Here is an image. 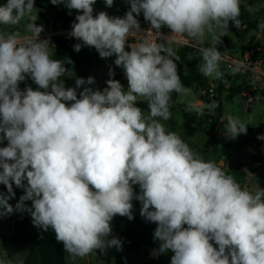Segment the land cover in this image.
<instances>
[{
	"label": "clouds",
	"instance_id": "9594fccd",
	"mask_svg": "<svg viewBox=\"0 0 264 264\" xmlns=\"http://www.w3.org/2000/svg\"><path fill=\"white\" fill-rule=\"evenodd\" d=\"M50 3L77 13L70 36L82 43L74 51L88 46L101 58L115 56L128 88L111 78V70L103 90L86 86L95 83L91 76L66 87L60 78L73 62L53 59L50 40L40 39L44 28L35 23V0L0 5V26L28 17L31 33L21 37L0 30V142L7 141L0 147V184L8 193H0V217L29 212L33 225L43 232L52 229L75 260L97 250H122L111 222L117 215L134 219L132 201L138 200L141 216L156 224L157 253H174L170 264H264V188H242L220 163L204 160L162 123L171 119L172 94L191 92L181 81L180 57L171 42L210 36V45L199 50V71L221 79L217 46L230 25L241 28L242 0H127L123 18L106 11L94 15L96 0ZM104 3L111 8L114 0ZM255 10H264V0ZM141 14L146 30L137 19ZM257 27L264 32V21ZM163 28L170 30L168 43H129L145 31L163 36ZM28 79L37 87L21 89ZM217 106L197 100L189 107L203 114ZM226 121L227 137L247 134L240 119L229 115ZM257 138L264 140V134ZM13 184L24 190L15 209L9 203ZM0 264L13 262L0 259Z\"/></svg>",
	"mask_w": 264,
	"mask_h": 264
},
{
	"label": "rangeland",
	"instance_id": "374dc122",
	"mask_svg": "<svg viewBox=\"0 0 264 264\" xmlns=\"http://www.w3.org/2000/svg\"><path fill=\"white\" fill-rule=\"evenodd\" d=\"M255 4L258 6L259 3L257 0L254 1ZM104 4V0H96V5ZM257 6H254L253 14L259 18L261 21H264V10H255ZM130 5L127 3V0H114V4L109 11H111L110 16L116 17V14L125 15L126 11L129 9ZM35 11L33 15L37 17L35 23L39 26L42 25L44 31L51 30V26L46 22L45 18L40 14V11L37 7H35ZM114 12H117L114 14ZM140 24L143 26L148 25L147 22L144 21L143 15L137 17ZM30 22L28 17L23 18L19 24L15 26H0V30L4 31L7 29H19L20 34L22 35L30 33L27 30L26 25ZM259 33H255L254 31L250 32L249 35L242 40L236 32L228 31V35L223 36L226 39V42L222 41L221 45L224 49V54L226 56H230L233 58L241 57L242 54V46H245L249 41H251L250 48L252 46H259L264 50V32L260 35ZM255 35L253 40H250V36ZM209 41L211 42V37L209 36ZM168 43V41L166 42ZM170 46L173 50H176L177 45L174 42H171ZM224 70L226 74H231V71L227 68L226 64L221 60L220 62V70ZM205 77V76H204ZM207 81L210 83L211 81L215 80L214 78L205 77ZM128 82V81H127ZM122 84V83H121ZM124 89L127 90L128 83L122 84ZM104 84L101 80L96 82L95 89L103 90ZM264 82L261 84V87L264 89ZM143 99L138 97V100ZM197 100L203 101L205 104H209L214 102V97L209 96L206 93H195L191 90V92L184 96L182 94H178L176 98L175 108L171 110L172 116L171 119L167 121H162L165 125L167 131H174L176 132L188 145L189 147L196 153H198L203 159L208 161H218L219 154L221 150L218 146L211 143L208 138L207 128L211 126H216L214 131L217 135L226 136L225 135V124L227 123L226 118L227 116L231 115L242 122L248 125L247 134H240L237 138L232 139V143L235 145L243 140H247L248 138L252 137L255 133V130H258L262 126H264V101L261 99V102H255L254 104H247V101L241 94L234 95L231 99H229L224 107L223 115H218L217 113H209L207 109L204 110L203 114L198 113L192 110L189 106L196 103ZM137 106L140 107L143 111L148 110V106L146 102H137ZM147 115V112H145ZM229 138V137H228ZM258 144H264V140L259 139L257 141ZM228 146L225 147L226 155L231 154L232 158L234 156H247L249 155L248 151L245 149H238L233 152L234 148ZM7 145V141L4 140L0 142V147H4ZM245 150V151H244ZM264 155V154H261ZM219 163V162H218ZM255 181V180H254ZM248 185H251V182L248 181ZM134 191L138 194L140 189L138 185H134ZM1 193V192H0ZM20 197L13 198L11 202H9L13 208L15 209V205L19 201ZM133 216L134 219L129 220L127 217L122 216H115L111 222L112 227L115 228V236L116 232H119L118 237L123 241L124 248L126 245L134 244L138 240V235L132 228H139L140 229V237H143L140 240L139 245H154L156 248L151 253H145L144 255H152L157 252L159 248V241L153 239L154 230L156 228V224L147 222L140 214V209L142 207L141 202L138 200H133ZM25 204L30 207L31 201H25ZM14 225H25L27 226L33 233L35 227L32 223V217L29 212L27 211H14L12 214L5 215L0 217V259L11 260L13 264H22L24 258V252L20 250L17 246L5 242L1 239V235L4 236H12L14 233ZM129 227H131L129 229ZM38 228V227H36ZM36 232V231H35ZM124 232V233H123ZM35 234V233H34ZM168 252V251H167ZM165 253H160V256L163 258ZM96 252L94 251L90 254L92 261L95 260ZM79 263H83L87 256L84 258H78Z\"/></svg>",
	"mask_w": 264,
	"mask_h": 264
},
{
	"label": "trees",
	"instance_id": "16d2710c",
	"mask_svg": "<svg viewBox=\"0 0 264 264\" xmlns=\"http://www.w3.org/2000/svg\"><path fill=\"white\" fill-rule=\"evenodd\" d=\"M260 4L261 0H257ZM6 3V0H0V5ZM35 5L39 8L40 14L44 18H48L51 21V26L53 29H61L65 31H71V25L75 22V17L77 13L72 11L71 14L69 9H67L63 4L53 5L50 0H35ZM94 9V15L98 14ZM241 20L242 25L239 30L229 26L230 32H236L238 36L244 40L250 32L262 33L258 29L257 25L260 23L258 18H256L252 11H248L247 7H241ZM255 35L250 36V40H253ZM55 44V51L53 53V59H59L66 61L70 58L73 62L72 64H67V73L60 79L64 80L66 87H74L75 79L77 77H82L87 79L89 76L94 77L95 83L93 85H86L95 89L96 82L101 80L104 84V88L107 86L106 81L110 78V70L114 73L111 78L117 79L122 84H127V78L124 74L123 69L117 67L114 64L115 56L109 58H101L99 53L94 47L82 46L81 51H74V45L77 43H82L81 41L70 36V32L55 35L51 38ZM210 44H203L197 46H191L186 44H179L176 48L175 53L180 57L177 61L179 74L183 85L190 88L195 93H206L209 94V89L211 84L215 85L216 96H214L215 102L218 106L212 111L218 115H223L224 107L226 102L231 99L236 94H241L246 87V82L243 77L235 74H226L224 70L223 77L221 79H215L210 83L207 79L200 73L198 65L202 64V58L200 54V49L203 47H208ZM251 41H249L245 46H242V52H246L250 49ZM221 51V55H224V49L222 45L217 46ZM191 56V59L189 58ZM225 63V62H224ZM226 64V63H225ZM31 85L33 88L37 86L30 80H26L20 84V88L24 89L26 86ZM82 90V89H81ZM263 101H264V89L261 90ZM177 93L172 94V107L171 110L175 108ZM210 96V94H209ZM214 127L211 126L207 128V134L209 136V141L219 147L232 146V139L227 136L217 135L214 131ZM264 133V126L256 131V135H261ZM248 140L242 141L241 144H245ZM26 183V181H25ZM13 191L15 192V197H20L24 194L22 188H17L13 184ZM0 192L4 194L7 193V188L5 185L0 184ZM112 235L115 236V228L112 227ZM1 239L5 242H9L17 246L20 250L24 252V258L22 264H41L40 251H39V239L27 226L17 225L14 228V233L10 238H7L3 234ZM171 251V250H170ZM97 258L106 264L111 263L113 258V248H109L104 252L99 250L95 251ZM174 253L171 251V256L169 258V263L171 257ZM69 256V254H68ZM70 264H77L76 259L73 260L69 256Z\"/></svg>",
	"mask_w": 264,
	"mask_h": 264
},
{
	"label": "crops",
	"instance_id": "0c3cea01",
	"mask_svg": "<svg viewBox=\"0 0 264 264\" xmlns=\"http://www.w3.org/2000/svg\"><path fill=\"white\" fill-rule=\"evenodd\" d=\"M254 1L255 0H242L241 7H247L250 5L252 6V8H254V6H257ZM35 7L37 6L35 5ZM93 8L97 12L106 11L109 14V16L111 14L110 13L111 11H109V9H107L106 6H104V4H101V3L99 6L95 5ZM116 13L117 12H114V14ZM118 15H122V14L117 13L116 17ZM45 20L51 26L50 19L45 18ZM258 20L262 22L259 18ZM16 31L19 32V29H15L14 31L13 29L4 30L5 33H11V32H16ZM68 32H71V31L61 30L59 28L53 29L51 26V30L41 32L40 36L49 35L53 37L55 35L64 34ZM260 34L261 33H259L258 35ZM30 35L31 33H27V34L23 33L21 37L30 36ZM221 40L224 41V43L226 42V39L223 37H221ZM195 41L200 45H203L206 43L210 44L208 37L203 41H200V40H195ZM50 43L51 44L49 45V48L53 56V53L55 51V44L52 39H50ZM176 45L178 46V44ZM258 102H261V101H258ZM256 131L257 130H255V133L252 137L247 139L248 142H246L245 144H241L242 141L239 143H236L235 145L233 144V148H234L233 152H235V150H238V149H245L249 153V155L247 156L248 158H246L245 156L243 157L234 156V158H232L231 154L226 155L223 147L218 146L221 152L219 154L218 161H216V163L219 162L224 167V170L228 174L234 176V178L237 180V182L241 185L242 188H246L253 192L259 190L260 187L264 188V155H261V154H264V144L257 143L259 139L257 138L258 135H256ZM248 181L251 182V185L247 186L246 183ZM11 200H9V202H11ZM15 226L17 225H14V228ZM130 228L131 227H129V229ZM33 230L36 231V232L34 231V233L39 239V251H40L41 264H70L68 253L64 250L63 245L56 241L55 234L52 229H49L47 232H43L41 229L35 227V229ZM132 230H134V232L137 233L138 240L134 242V244L126 245L125 248L123 245L122 250H119L118 248H113V258H112L111 263L109 264H170L169 263V258L171 256L170 250L167 252V254L164 255L163 258L160 256V253L158 254L157 252L155 253V256H152V255L145 256L144 254L146 252L151 253L156 248L154 247V245L140 246L139 245L140 240L143 239V237H140L141 235L140 229L132 228ZM118 234L119 232H116L117 237H118ZM6 237L10 238L11 236H6ZM95 257L96 258L94 261H92L90 255L87 256V259L83 263H81V261L79 263L78 258H76V261H77V264H106L103 261L99 260L97 258V255Z\"/></svg>",
	"mask_w": 264,
	"mask_h": 264
},
{
	"label": "built area",
	"instance_id": "2783aa9c",
	"mask_svg": "<svg viewBox=\"0 0 264 264\" xmlns=\"http://www.w3.org/2000/svg\"><path fill=\"white\" fill-rule=\"evenodd\" d=\"M117 17L123 18V15H118ZM149 25L143 26L141 28L146 30ZM169 29H161L163 36L153 35L148 36L146 31L142 34H137L129 38L130 44H136L144 39H152L158 43H166L168 40L166 36H170ZM52 36L44 35L40 36V39L50 40ZM176 44H186L191 46L199 45L195 40L190 38H177L173 40ZM221 43L219 44V46ZM222 61L226 63L227 68L231 71V74L242 76L246 82V87L242 92V97L247 101V104H254L255 102L263 99L261 90V84L264 82V50L259 46H252L248 51L241 55V57L233 58L230 56L222 55ZM209 94L211 97L216 96L215 85L212 83L209 89Z\"/></svg>",
	"mask_w": 264,
	"mask_h": 264
},
{
	"label": "water",
	"instance_id": "95a60500",
	"mask_svg": "<svg viewBox=\"0 0 264 264\" xmlns=\"http://www.w3.org/2000/svg\"><path fill=\"white\" fill-rule=\"evenodd\" d=\"M154 256H155V254H154Z\"/></svg>",
	"mask_w": 264,
	"mask_h": 264
}]
</instances>
